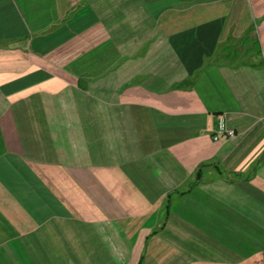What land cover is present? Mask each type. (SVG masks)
<instances>
[{"label":"crops","instance_id":"crops-1","mask_svg":"<svg viewBox=\"0 0 264 264\" xmlns=\"http://www.w3.org/2000/svg\"><path fill=\"white\" fill-rule=\"evenodd\" d=\"M0 264H264V0H0Z\"/></svg>","mask_w":264,"mask_h":264},{"label":"built area","instance_id":"built-area-1","mask_svg":"<svg viewBox=\"0 0 264 264\" xmlns=\"http://www.w3.org/2000/svg\"><path fill=\"white\" fill-rule=\"evenodd\" d=\"M235 134L234 129L228 127L222 114L216 116V124L212 139L217 141L220 139H229Z\"/></svg>","mask_w":264,"mask_h":264}]
</instances>
